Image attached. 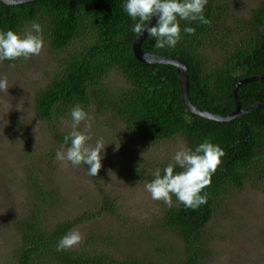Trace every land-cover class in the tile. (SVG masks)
Instances as JSON below:
<instances>
[{
  "label": "trees",
  "instance_id": "obj_1",
  "mask_svg": "<svg viewBox=\"0 0 264 264\" xmlns=\"http://www.w3.org/2000/svg\"><path fill=\"white\" fill-rule=\"evenodd\" d=\"M123 2L37 0L15 6L0 2V30L22 34L31 22H38L49 52L56 58L55 76L36 97L35 115L39 120L69 117L73 106L78 104L87 113L96 108L103 117L116 119L117 125L131 136L145 141L178 139L194 150L207 140L223 149L222 163L204 190L207 203L192 211L185 209L175 197L172 207L161 202L166 210L157 225L159 230L163 228L183 243L178 264H204L213 254L205 241L204 230L215 215L219 199L230 190L242 189L247 182L254 181L253 171L264 180V109L230 122H217L189 112L182 100L176 68L145 64L135 58L133 43L137 36L132 32L133 21L124 11ZM224 13L228 19L224 2L208 0L204 15L211 21L210 25L180 21L181 40L175 48L158 49L149 37L142 44V50L147 53L185 62L190 101L220 116L235 111L233 92L241 79L264 74V2L240 24L241 30L236 34L232 30L227 35L221 33L225 20L220 21L219 17ZM185 26L193 27L195 33L184 34ZM229 46V58L216 55H225ZM206 47L213 48L211 51L216 54L206 51ZM113 76L120 78L119 85L111 83ZM239 98L243 109L264 105V79L241 87ZM67 134L56 131V144L63 147ZM167 165L157 169L162 171ZM139 167H134L131 176L141 179ZM153 179L154 175H149L144 180L149 183ZM46 194L49 198L37 190L33 203L30 197L27 216L15 222L19 242L13 264H149L138 257L121 259L111 251L93 252L87 241L79 249L58 252L56 245L60 238L94 218L88 212L74 220L45 226L55 199L52 191ZM106 210L113 213L115 208L110 205ZM114 239L108 236L101 248L105 249Z\"/></svg>",
  "mask_w": 264,
  "mask_h": 264
},
{
  "label": "rangeland",
  "instance_id": "obj_2",
  "mask_svg": "<svg viewBox=\"0 0 264 264\" xmlns=\"http://www.w3.org/2000/svg\"><path fill=\"white\" fill-rule=\"evenodd\" d=\"M219 1L224 2L228 17L225 13L219 17L226 23L220 27L223 35L230 30L238 33L240 24L264 2ZM205 50L216 54L213 48ZM228 51L230 46L225 55H216L229 58ZM55 62L45 41L38 56L0 63V77L8 81L7 91H0V264H13L19 242L15 222L27 216L30 197L33 203L37 190L47 198L46 193L52 191L55 198L45 226L92 213L94 219L79 228L83 241L74 249L87 241L96 253L111 251L121 259L138 257L149 264H178L183 243L174 234L157 228L166 209L163 202L150 198L144 179L162 164L171 163L175 152L180 147L188 148L187 144L178 139L157 142L133 137L117 125L116 119L103 117L92 108L88 113L91 130L86 131L87 122L78 130L91 136L90 146L98 139L105 144L98 176H88L86 166L58 162L56 153L64 148L56 144L54 135L56 131H72L71 116L41 121L35 115L37 94L55 76ZM110 81L121 83L118 76ZM139 165L141 179L131 176ZM252 174L254 181L242 189L230 190L217 202L215 215L204 230L205 241L213 252L204 264H264V180L261 174ZM110 205L115 208L113 213L106 210ZM108 236L115 239L103 249Z\"/></svg>",
  "mask_w": 264,
  "mask_h": 264
},
{
  "label": "clouds",
  "instance_id": "obj_3",
  "mask_svg": "<svg viewBox=\"0 0 264 264\" xmlns=\"http://www.w3.org/2000/svg\"><path fill=\"white\" fill-rule=\"evenodd\" d=\"M207 4L208 0H124L123 9L133 21L132 32L137 38L147 33L148 37L155 41L156 48L164 49L175 48L181 40L180 21L211 24L204 15ZM154 17L157 19L156 25L149 26ZM183 33L193 35L195 29L185 26ZM44 43L42 26L35 21L31 22L30 27L22 34L13 30H0V63L38 56ZM7 89V79L0 77V91ZM70 116L72 131L64 136V150H58L55 159L61 163L68 162L73 167L86 166L87 175L97 177L103 166L105 144L102 139H98L94 146H90L91 136L78 130L83 122H87L86 131H90L92 127L91 118L80 105L73 106ZM224 155L219 145L207 140L194 150L180 147L172 156L171 163L162 171L155 170L154 179L144 186L145 191L153 201H161L168 207L173 206L175 197L185 209L196 211L207 203L204 190L211 184L212 176L221 165ZM143 156L144 154L142 158ZM177 168L181 171L177 172ZM82 241L80 231H69L59 239L56 250L60 252L72 249Z\"/></svg>",
  "mask_w": 264,
  "mask_h": 264
},
{
  "label": "water",
  "instance_id": "obj_4",
  "mask_svg": "<svg viewBox=\"0 0 264 264\" xmlns=\"http://www.w3.org/2000/svg\"><path fill=\"white\" fill-rule=\"evenodd\" d=\"M34 1H37V0H0V2L6 5H11V6L21 5V4H25L29 2H34ZM156 22H157V19L154 17L152 21L150 22L149 26H155ZM147 37L148 35L147 33H145L140 38L135 39L133 43V53H134L135 58L141 63H145V64L171 65L175 67L178 73V77H179V84H180V90L182 94L183 103L186 109L192 114L197 115L202 118L209 119V120L217 121V122H230L256 109H260V108L264 109L263 104H258L250 109H243L241 105V101L239 99V94H238L240 87L248 83L264 79V74L245 78L237 84L234 90V97L236 101L235 111L230 115H224V116L214 115L201 108L196 107L189 99V94H188L189 75H188V69H187L185 62L178 60V59L168 58L166 56L151 54V53H147L143 51L142 44Z\"/></svg>",
  "mask_w": 264,
  "mask_h": 264
}]
</instances>
